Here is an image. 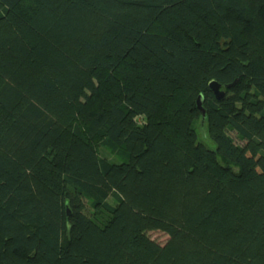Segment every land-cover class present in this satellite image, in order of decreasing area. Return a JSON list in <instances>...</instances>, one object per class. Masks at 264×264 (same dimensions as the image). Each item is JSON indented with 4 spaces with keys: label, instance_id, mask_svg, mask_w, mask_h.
I'll list each match as a JSON object with an SVG mask.
<instances>
[{
    "label": "trees",
    "instance_id": "1",
    "mask_svg": "<svg viewBox=\"0 0 264 264\" xmlns=\"http://www.w3.org/2000/svg\"><path fill=\"white\" fill-rule=\"evenodd\" d=\"M0 264H264V0H0Z\"/></svg>",
    "mask_w": 264,
    "mask_h": 264
},
{
    "label": "rangeland",
    "instance_id": "2",
    "mask_svg": "<svg viewBox=\"0 0 264 264\" xmlns=\"http://www.w3.org/2000/svg\"><path fill=\"white\" fill-rule=\"evenodd\" d=\"M197 131H198V137L200 138V139L199 138L198 139L207 147L213 148L214 145L206 137V132H205V128L203 126V122H200V124L198 125V128H197ZM109 158L113 159V156L109 155ZM149 236L151 239H153L159 243H163L167 239L165 234H163L162 232H158V231H151L149 233Z\"/></svg>",
    "mask_w": 264,
    "mask_h": 264
},
{
    "label": "water",
    "instance_id": "3",
    "mask_svg": "<svg viewBox=\"0 0 264 264\" xmlns=\"http://www.w3.org/2000/svg\"><path fill=\"white\" fill-rule=\"evenodd\" d=\"M209 86H210V88H211V90L213 91V93L215 94V96L217 97V98H219V97H221L223 94H224V92L220 89V85L217 83V82H215V81H211L210 83H209ZM230 86V85H229ZM228 86V87H229ZM201 97H199L198 99H197V106H198V108L200 109V111H201V115L202 116H204V111H203V109H202V107H201Z\"/></svg>",
    "mask_w": 264,
    "mask_h": 264
}]
</instances>
